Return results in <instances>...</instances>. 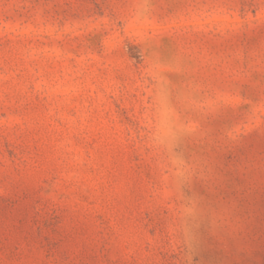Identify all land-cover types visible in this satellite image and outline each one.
Instances as JSON below:
<instances>
[{"label":"rangeland","instance_id":"374dc122","mask_svg":"<svg viewBox=\"0 0 264 264\" xmlns=\"http://www.w3.org/2000/svg\"><path fill=\"white\" fill-rule=\"evenodd\" d=\"M0 264H264V0H0Z\"/></svg>","mask_w":264,"mask_h":264}]
</instances>
